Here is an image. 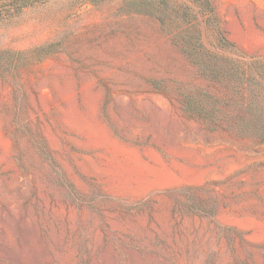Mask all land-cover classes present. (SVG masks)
Listing matches in <instances>:
<instances>
[{"label":"rangeland","instance_id":"374dc122","mask_svg":"<svg viewBox=\"0 0 264 264\" xmlns=\"http://www.w3.org/2000/svg\"><path fill=\"white\" fill-rule=\"evenodd\" d=\"M0 264H264V0H0Z\"/></svg>","mask_w":264,"mask_h":264}]
</instances>
